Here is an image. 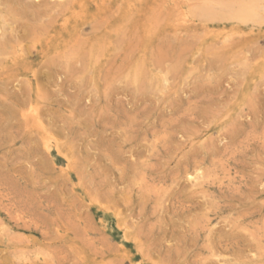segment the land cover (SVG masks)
Segmentation results:
<instances>
[{
    "label": "rangeland",
    "instance_id": "rangeland-1",
    "mask_svg": "<svg viewBox=\"0 0 264 264\" xmlns=\"http://www.w3.org/2000/svg\"><path fill=\"white\" fill-rule=\"evenodd\" d=\"M0 264H264V0H0Z\"/></svg>",
    "mask_w": 264,
    "mask_h": 264
},
{
    "label": "bare ground",
    "instance_id": "bare-ground-1",
    "mask_svg": "<svg viewBox=\"0 0 264 264\" xmlns=\"http://www.w3.org/2000/svg\"><path fill=\"white\" fill-rule=\"evenodd\" d=\"M258 1L260 2V0H258ZM261 2H262V0H261ZM249 4H250V3H249ZM252 4H253V3H252ZM255 4H256V3H254V6H255ZM258 4H259V3H258ZM260 4H261V3H260ZM250 5H251V4H250ZM252 6H253V5H252ZM255 7H256V6H255ZM255 7H254V8H255ZM243 8H244V7H243ZM246 8H248L247 5H246ZM249 8H250V7H249ZM256 8H257V7H256ZM241 11H242V9H241ZM250 12H251V11H250ZM236 13H237V12H236ZM240 13H243V12H240ZM247 13H248V12H247ZM251 13H254V12H251ZM251 13H250V14H251ZM250 14H248V15H250ZM253 15H255V14H252V15H250V16L252 17ZM246 16H247V15H246ZM250 16H249V17H250ZM257 16H258V15H257ZM240 17L242 18L241 15H240ZM249 17H247V18H249ZM238 18H239V17H238ZM253 18H255V17H253ZM253 18H250V19H253ZM250 19H249V20H250ZM24 21H25V20H24ZM246 21H247V20H246ZM247 22H248V21H247ZM243 23H246V22H243ZM12 33H13V32H12ZM36 36H37V35H36ZM6 41H7V40H6ZM15 41H16V40H15ZM4 45H6V44H4ZM7 45H8V44H7ZM21 47H22V46H21ZM3 48H4V47H3ZM67 50H68V49H67ZM69 53H70V52H69ZM14 54H15V53H14ZM72 54L74 55V53H72ZM7 55H8V54H7ZM3 56L5 57V55H3ZM66 57H67V56H66ZM54 58H55V57H54ZM64 59H65V58H64ZM4 99H5V98H4ZM24 109H25V108H24ZM32 119L34 120V118H32ZM58 150H59V149H58ZM188 176H189V175H188ZM209 208H210V207H209ZM202 214H203V213H202ZM197 224H198V223H197ZM198 225H199V224H198ZM198 227H199V226H198ZM194 229H195V228H194ZM233 229H234V228H233ZM247 229H248V228H247ZM212 234H213V233H212ZM249 234H251V233H249ZM230 236H231V235H230ZM250 236H251V235H250ZM233 237H236V236H233ZM233 237H232V238H233ZM254 237H255V236H254ZM226 238H227V237H226ZM226 238H223V240H225ZM228 238H229L228 241H230V238H231V237H228ZM228 238H227V239H228ZM232 238H231V240H233ZM258 238H259V237H258ZM190 239H191V238H190ZM227 239H226V240H227ZM211 240H212V239H211ZM223 240H222V241H223ZM243 240H244V239H243ZM215 241H216V240H215ZM220 241H221V240H220ZM190 242H191V241H190ZM223 242H224V241H223ZM225 242H226V241H225ZM219 243H220V242H219ZM217 244H218V241H216V244H215V245L217 246ZM220 244H222V243H220ZM215 245H214V246H215ZM222 246H223V245H222ZM238 246H239V245H238ZM218 247H219V246H218ZM220 247H221V246H220ZM220 247H219V248H220ZM140 252H141V251H140ZM239 257H240V256H239ZM206 258H207V257H206Z\"/></svg>",
    "mask_w": 264,
    "mask_h": 264
}]
</instances>
